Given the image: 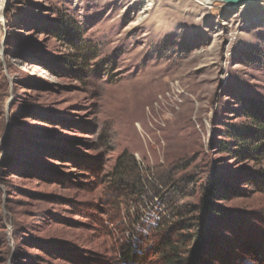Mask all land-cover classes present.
<instances>
[{
	"label": "rangeland",
	"instance_id": "374dc122",
	"mask_svg": "<svg viewBox=\"0 0 264 264\" xmlns=\"http://www.w3.org/2000/svg\"><path fill=\"white\" fill-rule=\"evenodd\" d=\"M202 1L0 0V264H155L212 180L197 240L264 264V155L228 137L264 100V0Z\"/></svg>",
	"mask_w": 264,
	"mask_h": 264
},
{
	"label": "trees",
	"instance_id": "16d2710c",
	"mask_svg": "<svg viewBox=\"0 0 264 264\" xmlns=\"http://www.w3.org/2000/svg\"><path fill=\"white\" fill-rule=\"evenodd\" d=\"M241 104L242 117L249 120V125L230 129L228 137L238 148L234 153L237 157L243 158L262 157L264 155V100H243ZM223 149L228 150L226 147ZM131 164L134 165L132 160ZM185 183L187 182L184 181ZM185 187L188 188V185L185 184ZM202 190V195L196 196L198 199L195 205L179 207L182 212L191 215L187 221L194 222L199 228L194 232L192 231L193 225L183 220L171 225H164L158 215L160 218L156 220V225L151 227L153 234H158V237L155 244L149 249L150 254L155 258V264H214L207 251L210 245L209 239L205 237L204 240H206L203 243L197 240L198 235L204 234L206 220H201L196 214L201 211H205L207 214L217 212L213 203L227 199V194H231L233 190L230 187H222L213 180L202 185ZM141 192L142 189L137 196L140 197ZM186 209L188 210L186 211ZM200 222H203L202 225ZM141 254L142 251L139 247L134 245L130 249L128 247L125 250L122 249L120 259L123 264H141L143 259Z\"/></svg>",
	"mask_w": 264,
	"mask_h": 264
},
{
	"label": "water",
	"instance_id": "95a60500",
	"mask_svg": "<svg viewBox=\"0 0 264 264\" xmlns=\"http://www.w3.org/2000/svg\"><path fill=\"white\" fill-rule=\"evenodd\" d=\"M204 1H208V2L219 1L222 4H224L227 8L233 9L254 2H258L260 0H204Z\"/></svg>",
	"mask_w": 264,
	"mask_h": 264
},
{
	"label": "bare ground",
	"instance_id": "6f19581e",
	"mask_svg": "<svg viewBox=\"0 0 264 264\" xmlns=\"http://www.w3.org/2000/svg\"><path fill=\"white\" fill-rule=\"evenodd\" d=\"M209 3H210V2H208V1H204V0H203L201 5L204 6V5H208ZM133 25H135V23H133Z\"/></svg>",
	"mask_w": 264,
	"mask_h": 264
}]
</instances>
